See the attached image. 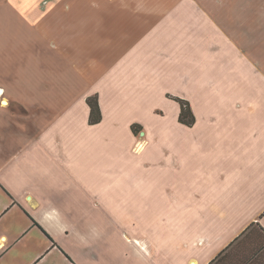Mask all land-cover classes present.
<instances>
[{"label":"crops","instance_id":"0c3cea01","mask_svg":"<svg viewBox=\"0 0 264 264\" xmlns=\"http://www.w3.org/2000/svg\"><path fill=\"white\" fill-rule=\"evenodd\" d=\"M0 264H264V0H3Z\"/></svg>","mask_w":264,"mask_h":264},{"label":"trees","instance_id":"16d2710c","mask_svg":"<svg viewBox=\"0 0 264 264\" xmlns=\"http://www.w3.org/2000/svg\"><path fill=\"white\" fill-rule=\"evenodd\" d=\"M175 99L181 105L180 120L189 126L193 125L195 123L196 118L191 109L189 102L181 98H175ZM87 101L91 109L89 122L91 124H97L101 121V111H100L98 99L97 97H91L88 98ZM133 130L135 132L138 131L136 126H133Z\"/></svg>","mask_w":264,"mask_h":264},{"label":"rangeland","instance_id":"374dc122","mask_svg":"<svg viewBox=\"0 0 264 264\" xmlns=\"http://www.w3.org/2000/svg\"><path fill=\"white\" fill-rule=\"evenodd\" d=\"M3 0H0V3L2 2Z\"/></svg>","mask_w":264,"mask_h":264}]
</instances>
